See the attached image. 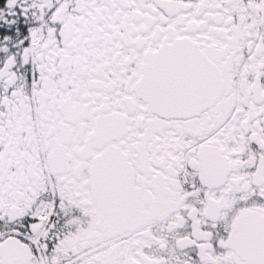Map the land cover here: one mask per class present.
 Masks as SVG:
<instances>
[{
  "label": "snow or ice",
  "instance_id": "6c2138e0",
  "mask_svg": "<svg viewBox=\"0 0 264 264\" xmlns=\"http://www.w3.org/2000/svg\"><path fill=\"white\" fill-rule=\"evenodd\" d=\"M0 264H264V0H0Z\"/></svg>",
  "mask_w": 264,
  "mask_h": 264
}]
</instances>
